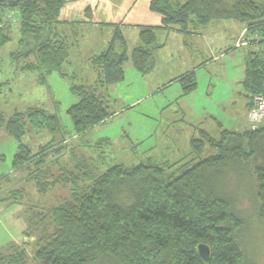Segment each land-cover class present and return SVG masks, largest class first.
Returning <instances> with one entry per match:
<instances>
[{"label":"trees","instance_id":"1","mask_svg":"<svg viewBox=\"0 0 264 264\" xmlns=\"http://www.w3.org/2000/svg\"><path fill=\"white\" fill-rule=\"evenodd\" d=\"M100 6V0H5L0 3V52L16 37L18 49L12 57L25 59L24 72L37 73L41 85L55 73L65 77L64 66L74 43L59 26L75 23L63 22L62 17L70 9L83 8L84 23L92 24ZM150 10L161 17V25L142 28L141 46L130 56L122 25L107 24L114 28L113 37L104 52L90 59L98 73L95 86H71L79 99L68 110L74 136L86 135L116 114L109 112L99 89L124 81L125 66L130 62L146 72L149 60L164 47L157 44L155 31L170 29L190 35L212 22L234 20L264 38V6L255 0H186L182 4L151 0ZM13 13L18 18L15 25L8 21ZM263 46L250 53L243 81L251 99L250 110L253 96L264 93ZM174 82L181 83L183 97L197 88L195 72ZM4 86L0 83V92ZM251 126L243 133L222 130L219 139L201 130L199 138L190 142L193 158L176 174L148 164L134 168L114 165L97 174L90 164L81 163L83 156L71 170L61 163V151L67 145H61L58 138L65 141L67 137L58 116L37 108L9 118L0 113V133L4 131L18 143L14 172L28 171L25 180L41 196L59 186L69 190V196L53 204L48 215L35 207L29 209L25 238H36L35 259L40 264H253L237 237L245 226V213L229 191L217 186L222 177L232 181L233 172L253 176L256 212L264 222V124ZM33 129L55 136L36 153L22 142L27 130ZM207 148L210 156L204 158ZM54 165L58 174L53 173ZM25 196L24 189L15 190L2 201L15 204L25 201ZM45 216L51 223L44 224L47 230L42 233L39 226ZM201 244L210 247L209 259L201 257ZM11 250L8 255L0 253V264H27L26 249L16 246Z\"/></svg>","mask_w":264,"mask_h":264},{"label":"rangeland","instance_id":"2","mask_svg":"<svg viewBox=\"0 0 264 264\" xmlns=\"http://www.w3.org/2000/svg\"><path fill=\"white\" fill-rule=\"evenodd\" d=\"M107 1L121 20L120 25L128 41L130 56L141 45L140 32L128 25L131 22H138L139 18L136 17L132 21L131 15H123L126 9L123 0ZM131 1L133 0H128ZM171 1L175 4L185 2V0ZM255 1L264 6V0ZM141 10H144V6L140 2L136 7L135 15ZM74 11L75 13L70 15H74L75 20H80L84 15L80 12L82 10ZM238 26L243 28L245 25L234 20H222L207 25L209 28L204 34H201V30L190 35L177 32H175L177 34H167L170 29L167 32L162 30L163 33H159V30L155 31L157 44H164L165 47L157 50L149 60L145 73L138 71L130 62L125 66L124 81L99 89V95L108 106L109 112L116 114L106 124L80 137L74 136L73 123L68 115V110L79 102L78 97L72 93L71 86L73 84L95 86L98 73L92 68L89 59L98 54L99 51L94 50L101 36L97 34V38L94 39L89 33H79V36L74 34L78 42L70 52L71 64L67 63L64 66L63 73L66 76L55 73L47 79L45 85L39 84L37 73L22 70L25 59L12 57V53L18 49V40L14 37V40L0 52V83L6 84L0 93V113L10 117L16 112L37 108L51 116H58L62 130L69 138H65L64 141L58 135V142L67 145L65 150L61 151V155L64 153L61 163L67 165L68 170L75 168L77 161L80 162L84 157L85 160L81 163L90 164L91 170L97 171V174L104 173L114 165L134 168L140 164L155 165L164 168L167 174H173L193 158L190 155L189 135L193 134V138H199L203 130L210 133L213 138L219 139L222 130L230 132L236 130L234 120L241 119L243 124L245 115L241 102L244 98L234 100L227 97L224 102V99L214 94V91L220 90L223 86L221 79L217 77L221 74L219 67L223 64H216L212 60V56L221 53L224 49V45L218 44L222 38H225V42L222 43H228L225 47H230L229 55L232 53L238 55L243 53L241 51L250 49L236 48L233 39ZM221 27H225V30H221ZM169 32L174 33V31ZM12 33L15 36L14 32ZM71 42L74 43V40ZM89 47L90 50H87ZM227 61L223 70L224 75L221 76L230 77L234 72L235 78L238 79L241 70H233V67L238 64L239 59L233 61L229 58ZM192 72L196 74L197 88L189 96L177 98L179 95L176 90L179 89L182 93L179 82L161 91L169 80ZM228 86V95H230L233 87ZM247 130H250V127L246 124L245 130L242 129L241 133ZM54 137L49 131L39 133L33 129L27 130L22 142L36 153L40 146L51 142ZM17 153L16 140L2 131L0 180L2 178L4 180L0 181V253L8 255L14 251L11 247L21 246L26 249L27 264H40L35 259L36 238L25 240L24 237L29 228V209L35 207L38 208L36 209L38 213L48 215V209L68 197L69 190L59 186L46 196L39 195L34 184L25 180L28 171L14 172L13 164ZM59 154L53 158L55 159ZM209 156L210 151L207 148L204 158ZM87 158L91 160L87 161ZM52 167L53 173L58 174L57 165ZM32 168L35 169L34 166ZM232 175V181L227 180L228 177L225 180L222 177L217 181V186L220 190L229 191L245 213V226L238 231L237 237L241 241L247 259L253 264H264V222L258 218L256 212L255 178L241 172L239 174L233 172ZM22 189L27 193L25 201L15 204L2 201V198L8 196L10 192ZM49 223H51L49 218L45 216L41 223L42 227L39 226L42 233L46 229L45 225Z\"/></svg>","mask_w":264,"mask_h":264},{"label":"crops","instance_id":"3","mask_svg":"<svg viewBox=\"0 0 264 264\" xmlns=\"http://www.w3.org/2000/svg\"><path fill=\"white\" fill-rule=\"evenodd\" d=\"M100 1H101V6L96 11V13H95V15L93 17V23L92 24H85L84 23L85 22V15H83V17L80 20H75V18H73L74 15L73 16L70 15L71 13L74 14L75 11H74V9H70L62 17L63 18L62 21L63 22L65 21V22L75 23V24L65 23V24L59 26V28H60L59 31L63 35L67 36L69 38L70 42L72 40H74V46H75L76 42H78V39L74 38L75 37L74 34L79 36V33L80 34L89 33L94 39H96L97 38V34H99L101 36V40L99 41V43L97 44V47L94 50V51H99V52H98V54H95L94 56L99 55L102 52H104L107 49L108 44H109L110 40L113 37L114 28L112 26H108L107 24H120L121 23L120 22L121 20H119V16L115 15V10L108 3V1L107 0H100ZM104 1H105V4H104ZM123 2L125 3V4H123V5H125L124 8H126V9H124L123 15L124 16H128V15L130 16L131 15V19H133L132 21H134L136 19V17H138L141 20L140 21L138 19V22H136V23L131 22V24L128 25V27H134V29L136 31L141 32L142 28H144V27H157V26L161 25V17L158 16L157 14L152 13L151 10H150L151 0H143V1H141V0H133L131 2H128V0H123ZM140 2L144 6V10H141V12H139L138 15H135L136 7H137V5ZM76 10L77 11L78 10H82L80 12H82L84 14L83 8H81V9L79 8V9H76ZM207 28H209V27H207ZM207 28L201 29V32H202L201 34H204V32L206 30H208ZM221 28H222L221 30H225V27H221ZM245 28H246V26H243V28L238 26L237 29L235 30L236 31L235 37H234V39L232 38L233 42H235V45H236L238 39L241 37V35H242V33H243ZM121 30L123 31L122 26H121ZM169 31H174V30H169ZM169 31L167 32V30H166L167 34L168 33H171V34H177L178 33L177 31H174V33L169 32ZM175 32H177V33H175ZM198 32H199V30H198ZM159 33H163L162 30H159ZM196 35H200V34H196ZM110 37H111V39H110ZM222 42H225V38H222V40H220L218 42V44L224 45V49L222 50L221 53H218L217 55L212 56V60L216 64H220V65L223 64L222 66L219 67V71L221 70L220 73L224 75V71L223 70H224L225 64L228 62L227 60H229V58H232L233 61H236L237 59H239L238 64L235 67H233V70H235V69L241 70V75H240V77L238 79L235 78V73L234 72H233L232 76H230L231 78L228 77V76H224L223 77V76H221V74L219 76H217L219 79H221V82L223 83V86H221L220 90L214 91V94H215V96L219 97L220 99H224V102H226V98L227 97L230 98V99H234V100H236V99L242 100V98H244V101L241 102L242 103V108H243V115H245L243 124L241 123V119H240V121H238L237 119L233 121V123L236 125L235 132H241L242 129L245 130L246 124L250 127V129L252 128L251 123L249 121V111H250V108H251V99H250V96H249L248 92L246 91L245 87L243 86V81H244V78H245V72H246V68H247V62H248V59H249V55H250V53L255 52V51H254L253 47H242V48H250V49H246L248 51H241L243 53H240L238 55H234L235 53H232V54L229 55L228 51H231L230 47L229 46L225 47V45H227L228 43H222ZM139 44L141 45L140 36H139ZM160 45H163L165 47L164 44H160ZM242 48H239V49L242 50ZM87 50H90V47ZM91 51H92V48H91ZM94 56H91L90 59L92 57H94ZM238 56H240V58ZM90 59H89V61H90ZM69 64H71L70 61H69ZM178 78H174V79L169 80L162 88L163 89L164 88L167 89L169 87L175 86V84L177 82H174V81L176 79H178ZM228 85H232V87H233L232 88L233 90L230 93V95H228V90H229V86ZM176 93H178V95H179L177 97L178 99L183 97L182 96L183 95L182 94L183 91L181 93L180 90L177 89ZM184 97H186V96H184ZM247 101L249 103H247ZM235 104H236V102H235ZM2 114H4V113H2ZM5 116L7 118H9V116H7V115H5ZM192 138H193V134H191V136L190 135L188 136V141H189L188 143L189 144H190V141H191ZM26 239L27 238H25V240Z\"/></svg>","mask_w":264,"mask_h":264},{"label":"built area","instance_id":"4","mask_svg":"<svg viewBox=\"0 0 264 264\" xmlns=\"http://www.w3.org/2000/svg\"><path fill=\"white\" fill-rule=\"evenodd\" d=\"M8 21L15 25L18 23V18L16 15L11 14L8 17ZM261 44L264 45V38L259 37L257 34L249 33L246 28L235 46L236 48L252 46L255 50L259 51ZM249 121L253 124L254 128L264 124V93L253 96L252 109L249 112Z\"/></svg>","mask_w":264,"mask_h":264},{"label":"water","instance_id":"5","mask_svg":"<svg viewBox=\"0 0 264 264\" xmlns=\"http://www.w3.org/2000/svg\"><path fill=\"white\" fill-rule=\"evenodd\" d=\"M4 1L5 0H0V3H3ZM198 251H199L201 257H203L204 259L210 258L211 250H210V247L208 245H205V244L199 245Z\"/></svg>","mask_w":264,"mask_h":264}]
</instances>
